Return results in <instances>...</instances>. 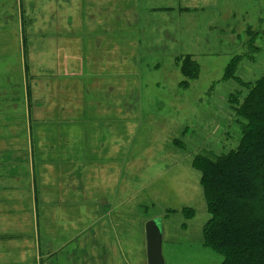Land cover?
Instances as JSON below:
<instances>
[{
    "label": "rangeland",
    "instance_id": "obj_1",
    "mask_svg": "<svg viewBox=\"0 0 264 264\" xmlns=\"http://www.w3.org/2000/svg\"><path fill=\"white\" fill-rule=\"evenodd\" d=\"M249 28L262 46L264 0H0V138L24 146L28 112L36 192L0 195V264H147L155 219L165 264H221L192 163L234 131L230 60L264 70Z\"/></svg>",
    "mask_w": 264,
    "mask_h": 264
},
{
    "label": "trees",
    "instance_id": "obj_2",
    "mask_svg": "<svg viewBox=\"0 0 264 264\" xmlns=\"http://www.w3.org/2000/svg\"><path fill=\"white\" fill-rule=\"evenodd\" d=\"M246 33L252 40L248 44L250 54L259 57L264 44L256 47L258 34L250 28ZM243 59L233 57L223 76L240 89L228 98L232 120L229 127L234 131L226 130L219 146L215 143L213 149L206 148L192 163L200 173L209 215L204 243L223 257L221 264H264V70L254 80L243 81L237 75ZM176 63L183 85L188 87L198 78L199 65L189 56ZM31 190L35 199L34 183ZM4 194L7 190H0V195Z\"/></svg>",
    "mask_w": 264,
    "mask_h": 264
},
{
    "label": "crops",
    "instance_id": "obj_3",
    "mask_svg": "<svg viewBox=\"0 0 264 264\" xmlns=\"http://www.w3.org/2000/svg\"><path fill=\"white\" fill-rule=\"evenodd\" d=\"M73 10H76L75 6L73 7ZM25 105L28 108V100L25 102ZM12 117V114H5L3 108L0 107V126L2 124L6 126V123L4 122H8L9 118ZM29 124V114L27 112V135L25 134V145L22 147L15 146L12 143H6L5 141L8 140V136H6L3 140L0 138V142H4V145L0 144V190H7V192L10 194L14 193L13 190L23 189V192L27 193L28 195L27 191L32 189L34 170L33 165L30 162L31 158L33 157V152L31 149V142L29 141ZM1 129H6V127ZM11 141H13V139L9 140V142ZM29 180L31 184L29 183Z\"/></svg>",
    "mask_w": 264,
    "mask_h": 264
},
{
    "label": "water",
    "instance_id": "obj_4",
    "mask_svg": "<svg viewBox=\"0 0 264 264\" xmlns=\"http://www.w3.org/2000/svg\"><path fill=\"white\" fill-rule=\"evenodd\" d=\"M147 264H165L162 254L163 231L159 219L145 224Z\"/></svg>",
    "mask_w": 264,
    "mask_h": 264
}]
</instances>
